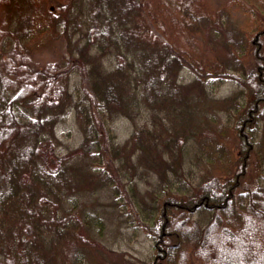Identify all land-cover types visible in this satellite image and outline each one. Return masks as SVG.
I'll return each mask as SVG.
<instances>
[{
    "label": "rangeland",
    "instance_id": "1",
    "mask_svg": "<svg viewBox=\"0 0 264 264\" xmlns=\"http://www.w3.org/2000/svg\"><path fill=\"white\" fill-rule=\"evenodd\" d=\"M141 1L0 0V56L4 57V65L1 64L0 69L4 67L6 70L1 74V79H4L1 81L6 85L8 78L15 81V89L7 94L10 99L22 88L31 90L33 86L42 84V80L37 83L28 78L25 81L18 79L15 66L20 69L24 64L16 63L17 60L14 59L8 63L3 55H10L13 47L16 46L15 52L25 53L28 59L26 67L31 72H43L42 68L47 67L52 72L62 66L68 65L70 68L60 77L50 76V84H56L59 96L49 97V103L42 107L41 114L38 112L30 115L34 123L29 130L23 132L27 135L22 143L29 145L34 133L50 136L54 133L50 143L55 145L59 157L71 150L79 151L83 134L81 117L76 114L77 106H89L100 98L104 99V91L100 96L98 93L104 86L111 89L121 86L126 78L122 72L125 62L130 64L134 60L137 68L130 85L135 86L137 91L136 83L140 82L150 89L144 95L145 100L138 92L135 93L141 107L136 111L139 113L135 112L130 118L120 111V106L115 105L114 117L106 121L110 130L104 125L98 128L104 138L96 149L98 154L86 157L79 153L72 160L75 165L72 168L77 175L74 177L76 184L73 194L81 197V200L71 214L79 216L80 211L88 215L98 213L95 218L97 224L92 225L88 234L84 235L87 242L78 246L83 257L81 260L85 264H163V255L157 252L155 241L170 234V215L159 217L148 227L141 223V213L152 204L155 193L158 194L157 210L161 206V199L167 194L180 196L178 192L164 193L169 190L165 183L164 188L162 184L157 186L164 180V176L173 179L174 174L186 172L194 183L202 181L206 175L217 176L221 178V182H215L219 187L226 180L234 178L235 175L232 174L237 169L236 166L233 169L231 166L230 171L225 167L229 169L239 152L242 154L241 160L247 152L246 144L239 142L238 130L246 103H252L248 88L262 85L254 80L253 74L258 72L255 51L259 50V56L264 53V34L255 36L256 32L246 22L250 12H258L257 28L261 29L264 23V6L259 0H203L206 13L192 20L187 27L200 41V56H204L203 52H208L216 70L207 67L205 63L204 67L188 64L175 53V63H172L173 55L169 54L167 62L162 64L168 70L169 76L165 78L157 77L158 72L153 64L150 65L154 56L157 58L163 48L147 41H139L133 35L137 28L136 17L141 12ZM261 11L263 15H260ZM152 33L157 34L156 30ZM166 48L164 46L163 50L168 51ZM125 55H131L132 58ZM207 63H210L209 60ZM218 70L222 71L221 76L217 74ZM213 77L215 81H211ZM65 83L68 90L62 92ZM47 88L48 86L44 87ZM89 88L92 93L88 91ZM94 90L98 91L95 93ZM116 97L114 100L119 103V95ZM174 106L176 110L178 107L177 112L172 110ZM190 107L197 111L194 119L189 118ZM207 111L208 115L205 114ZM209 115L214 120L212 129L215 131V140L220 139L217 141L222 144L220 148H224L227 156L223 155V151H218L216 141L201 134L204 130L198 131L203 129L200 125ZM44 116L46 118L43 119ZM42 120L50 121L46 129L52 130L44 131L41 128ZM248 130L244 131L249 133L253 146L248 150L247 167L249 173L257 178H253L255 184L263 186L264 193V113L254 124H250ZM109 136L113 139V147L107 145ZM177 137L180 138L179 142L175 140ZM195 138L203 143L197 146L203 159L198 164L190 165L194 159L190 152L196 147L189 145H193L190 141ZM185 142L186 147L180 146ZM206 143L216 151V158L224 163V167L219 164L216 168L217 160L212 163L206 160L209 155ZM27 145L24 146L27 148ZM143 156L147 158L144 159ZM148 157L152 160V165H149L152 172L149 171L148 177L142 178L140 182L134 178L137 184L124 187L122 183L117 185L105 180L110 178L116 167L121 168L120 174L122 171L134 174L131 171L134 167L136 173H140L145 168L143 162ZM98 158L100 160L96 161ZM162 169L163 173L160 172ZM99 174L104 177V183L100 178L95 179ZM116 190H119V201L114 194ZM130 193L137 195L132 196ZM139 205H145V208ZM200 209L188 208L180 212L187 213L190 220L202 222L204 216L199 213ZM51 226L57 230L61 228L62 231L59 225ZM184 244L186 245L185 242ZM176 250L177 257L182 258L180 250L177 247ZM188 250L185 261L188 264H202V260L192 255L191 247ZM58 252L52 246L50 249L37 248L36 257L43 264H65L59 259ZM108 253L113 256L111 261L100 263L96 260V256H101L104 261ZM246 256H243L244 260ZM173 259L172 256L171 260ZM229 259L227 256L225 262L219 264H230ZM0 260L3 261L4 258Z\"/></svg>",
    "mask_w": 264,
    "mask_h": 264
},
{
    "label": "trees",
    "instance_id": "2",
    "mask_svg": "<svg viewBox=\"0 0 264 264\" xmlns=\"http://www.w3.org/2000/svg\"><path fill=\"white\" fill-rule=\"evenodd\" d=\"M259 1L264 6V0ZM205 7L203 0L141 1V12L136 17L137 28L133 31L134 37L139 41L155 44L158 48L164 49V46L168 48H166L168 51L161 49L157 58L152 54L154 58L150 65L153 64L158 72L157 77L169 76L166 66L162 65L167 62L166 59H169V54L174 57L172 63H175L176 58L180 57L188 64H197L203 67L207 64V67L210 66L216 70L215 64H212V56L208 52H203L204 56H200L198 48L200 41L188 31L187 27L192 20L198 19L206 13L207 8ZM257 13L250 12L249 21H246L250 23L252 31L256 32L255 36L264 34V23H262L261 29L257 28L259 18ZM154 30L157 34L152 33ZM13 36L16 38V35ZM15 47H13V52L10 55H3L8 59V63L14 59L17 60L16 63L24 64L22 68H18L19 72L15 66L18 79L25 81L28 78L37 81V83L42 80V84L33 86L31 90L22 88L10 99L7 94L15 89V81L8 78L7 85L3 83L1 80L4 81V79H1V74L6 70L4 67L0 69V254L2 256L0 258H4L0 262L6 264H43L36 257L37 248L50 249L52 246L59 250L57 255L65 264H85L86 262L81 260L83 257L78 246L87 242L84 235L88 234L92 225L97 224L95 218L98 213L93 212L94 214L88 215L80 211L79 216L76 213L71 214L72 209H75V206L79 205L78 201L81 200V197L73 194L74 184H76L74 177L77 175L72 168L75 166L72 160L74 155L79 153L86 157L98 154L96 149L104 141L98 128L100 125H104L108 131L110 130L106 121L114 117L115 105L120 106V111L130 118L139 113L136 111L141 107L137 102L135 93L138 92L144 99L146 91L150 89L140 82L136 83L137 91L135 86L130 85L133 80L131 77L136 74L137 68L134 60L130 64L125 62L126 65L122 72L126 78L123 79L121 86L114 89L104 86V89L98 92L100 96L104 91V99L99 97L98 102L76 108V114L81 117L82 124L83 140L79 148L81 152L71 150L59 157L55 151V145L50 143L54 133L51 136L34 133L33 139L29 143L30 146L22 143V140L27 135L23 132L29 130L34 123V119L30 115L38 112L41 114L42 107L49 103L47 99L59 96L57 93L59 88L55 83L50 84V76L60 77L63 72L66 73L70 68L65 65L66 67L62 66L53 72L49 71L48 67L42 68L44 73L31 72L26 67L28 64L27 56L25 53L15 52ZM146 49L147 47H145V51ZM175 53L179 55L176 57ZM254 55L259 66L257 65L258 72L253 74V78L262 85L257 88H248L252 103H246V107L240 116L241 125L238 130L239 142L246 144L247 152L243 156V160H241L242 154L239 152L236 160H233V163L229 165V169L225 167L230 171L231 166L232 169L236 166L237 169L232 174L235 175L234 178L231 177L233 179L226 180L219 187L216 183L218 180L221 182V178H217V176L206 175L205 179L195 183L186 172L174 174L173 179L164 176V180L157 186L162 184V188H164L163 183H165L169 190H165L164 193L178 192L180 196L175 197L167 194L165 198H162L161 206L158 208V210L161 209L159 213L156 207L158 203L157 193L152 198V204L149 205L148 209L144 207L145 205H139L145 208L144 213H141V223L148 227L155 223L159 217L164 218L166 215H170V234L161 236L155 241L157 252H161L163 255V264H188L185 261V256L189 253V247H191L192 255L203 261L202 264L224 263L227 256L230 258V264H264L263 186H257L253 179L256 176L251 172L249 173L247 167L248 150L253 146V141L249 139V133L244 131L248 130L250 124H254L264 113V53L259 56V50H256ZM127 57L132 58L131 55ZM3 58L0 56V67L1 64L4 65ZM208 60L211 64L207 63ZM217 74L221 76L222 71L218 70ZM212 79L211 81H215V77ZM136 80L137 78L134 79V81ZM47 86L48 88L44 89ZM67 90L68 85L65 83L62 92ZM88 91L92 93L91 88ZM118 95L120 97L119 103L114 100ZM172 108L174 112H177L178 107L177 110L175 106ZM188 110L189 118L194 119L197 111L191 107ZM205 114L208 115V111ZM207 117L208 119L200 125L203 129H198V131L204 130L201 131L204 137L216 141L218 151H223L224 155L226 152L224 148H220L222 144L217 141L220 139L215 140V131L212 129L214 120L210 115ZM44 118L46 117L44 116ZM42 121L41 128L43 127L44 131L52 130V128L46 129L50 121ZM241 126L244 127L243 130ZM179 139L177 137L176 142H179ZM112 140L109 136L107 145L113 147ZM190 143L193 145H189V147H196L190 152L191 158L194 157L190 165L198 164L203 156L197 146L203 145V143L199 138L192 139ZM24 145L28 147L26 148ZM182 145L186 147V142L180 144V146ZM206 145L209 147L208 150L206 149L209 154L206 160L211 163L217 160L216 163L214 162L216 168L219 164L224 167V163L216 158V151L207 143ZM119 148L121 150V147ZM140 156V160H142V155ZM143 158L146 159L147 157L143 156ZM97 160L99 161L100 158ZM143 163L146 166L138 174L135 167L131 168L134 174L127 171L125 173L122 171L120 174L119 169L121 171V168L117 169L116 167L111 172L110 178L107 177L105 180L109 183L117 185L122 183L124 187H131L137 184L134 178L140 182L152 169L149 168V165H152V160L149 157ZM160 172L163 173L164 170L162 169ZM83 178L86 179V177ZM97 178H100L104 183L102 174H99L95 179ZM102 185L104 187V184ZM123 186L122 189L124 190ZM117 192L119 190H116L114 194L119 201ZM130 194L132 196L137 195L135 193ZM126 195L128 196L127 193ZM189 203H191L190 206H187ZM198 207L201 208L199 213L204 216L202 222L197 219L190 220L187 213L180 212L188 208L195 209ZM51 225L61 226L62 231L61 228L57 230ZM176 247L180 250L179 254L181 253L182 258L177 257ZM172 256L174 257L173 260H171ZM243 256L247 257L246 260ZM112 257L108 253V257H104V261L101 256H96V260L100 263H107L109 260L111 261Z\"/></svg>",
    "mask_w": 264,
    "mask_h": 264
}]
</instances>
